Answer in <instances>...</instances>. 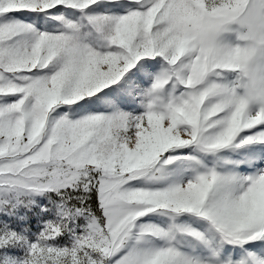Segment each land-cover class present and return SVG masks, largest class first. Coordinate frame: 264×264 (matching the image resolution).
Instances as JSON below:
<instances>
[{
	"label": "snow or ice",
	"instance_id": "snow-or-ice-1",
	"mask_svg": "<svg viewBox=\"0 0 264 264\" xmlns=\"http://www.w3.org/2000/svg\"><path fill=\"white\" fill-rule=\"evenodd\" d=\"M0 264H264V0H0Z\"/></svg>",
	"mask_w": 264,
	"mask_h": 264
}]
</instances>
